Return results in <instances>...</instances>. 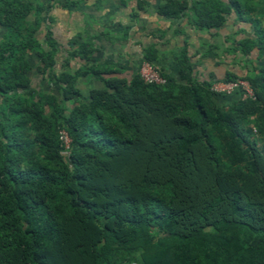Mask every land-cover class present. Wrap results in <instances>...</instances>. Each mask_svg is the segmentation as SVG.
<instances>
[{
	"label": "trees",
	"instance_id": "obj_1",
	"mask_svg": "<svg viewBox=\"0 0 264 264\" xmlns=\"http://www.w3.org/2000/svg\"><path fill=\"white\" fill-rule=\"evenodd\" d=\"M256 1L163 0L157 10L199 30L231 17L250 25L252 36L223 51L247 72L219 80L247 81L254 99H243L195 80L186 48L179 80L161 71L164 85L105 77L112 72L86 64L89 43L65 59L64 67L85 62L79 69L57 73L51 23L34 28L29 5L0 0V264H264V0ZM254 50L260 65L249 64ZM31 52L55 93L31 87ZM156 55L149 49L143 61ZM80 77L103 87L85 98Z\"/></svg>",
	"mask_w": 264,
	"mask_h": 264
},
{
	"label": "crops",
	"instance_id": "obj_2",
	"mask_svg": "<svg viewBox=\"0 0 264 264\" xmlns=\"http://www.w3.org/2000/svg\"><path fill=\"white\" fill-rule=\"evenodd\" d=\"M31 10L25 22L34 28L36 23H51L49 27L57 42L55 71L57 73L79 69L85 62L72 59L65 66V59L77 46L89 43L92 48L88 66L127 81L137 75L143 56L149 49L157 52L153 62L164 74L179 80L177 62L181 51L186 48L192 64L193 78L199 82H220L226 72L239 76L246 70L235 64V56L224 53L237 41L252 36L246 23H231L229 19L222 28L199 30L188 23L186 17L165 19L157 14L163 0H22ZM190 4L196 0H184ZM39 11V14L37 12ZM44 25L35 32V38L44 47ZM4 30L0 27V38ZM212 47L213 54H207ZM257 52L251 53L249 64L260 65ZM240 58V55H237ZM30 67L28 76L31 87L37 92L55 93L53 88L37 73L42 66L37 52L27 56ZM76 87L83 97L92 90L101 89L102 83L91 77L77 79ZM231 95V94H230Z\"/></svg>",
	"mask_w": 264,
	"mask_h": 264
},
{
	"label": "built area",
	"instance_id": "obj_3",
	"mask_svg": "<svg viewBox=\"0 0 264 264\" xmlns=\"http://www.w3.org/2000/svg\"><path fill=\"white\" fill-rule=\"evenodd\" d=\"M137 75L145 84L164 85L167 82L166 78L161 74V71L147 61L141 63ZM211 90L215 93L226 95L234 91H240L243 99H254L253 91L249 83L245 80H236L227 83L218 82L212 85ZM59 140L63 151L67 153L69 150L70 138L66 131H59Z\"/></svg>",
	"mask_w": 264,
	"mask_h": 264
},
{
	"label": "rangeland",
	"instance_id": "obj_4",
	"mask_svg": "<svg viewBox=\"0 0 264 264\" xmlns=\"http://www.w3.org/2000/svg\"><path fill=\"white\" fill-rule=\"evenodd\" d=\"M251 1H252L253 4H255V5L257 4V1H256V0H251ZM62 155H63V156H66L67 153L64 152V151H62ZM192 207H194V204L184 206V207H183V210H181V211H179V212L177 213V216H178V217H181V216L183 215V213L185 212L184 210H187V209L192 208Z\"/></svg>",
	"mask_w": 264,
	"mask_h": 264
}]
</instances>
